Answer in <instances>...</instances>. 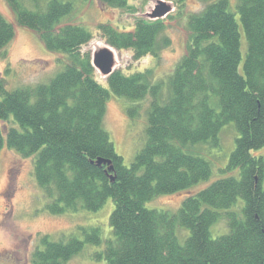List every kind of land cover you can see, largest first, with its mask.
Here are the masks:
<instances>
[{"label": "trees", "instance_id": "16d2710c", "mask_svg": "<svg viewBox=\"0 0 264 264\" xmlns=\"http://www.w3.org/2000/svg\"><path fill=\"white\" fill-rule=\"evenodd\" d=\"M4 1L19 26L63 57V68L47 83L10 91L0 83V149L33 157L48 211H96L111 198L112 238L96 254L106 264H264V154L254 155L264 147V0H237L235 13L228 0H202L203 10L187 17L186 52L168 76L163 101L161 82L149 68L129 75L115 69L106 87L97 81L91 54L82 50L92 39L90 31L64 20L74 12L71 0ZM99 1L127 5V0ZM164 28L162 19L147 18H138L130 30L98 26L107 44L131 50L136 60L158 57L168 44ZM14 34L13 23L0 12V50ZM110 94L129 101L151 98L146 141L129 165L103 127ZM134 113L129 107V116ZM228 123L238 136L223 169L227 174L185 196L175 212L147 208L159 195L210 178L209 161L192 150L218 146ZM222 218L227 232L212 237L211 226ZM179 227L188 230L183 243ZM82 232L85 239L43 236L30 264H65L85 242L101 243L97 228Z\"/></svg>", "mask_w": 264, "mask_h": 264}, {"label": "rangeland", "instance_id": "374dc122", "mask_svg": "<svg viewBox=\"0 0 264 264\" xmlns=\"http://www.w3.org/2000/svg\"><path fill=\"white\" fill-rule=\"evenodd\" d=\"M70 1V0H68ZM74 12L64 19L66 22L80 24L88 29L92 39L82 50L89 51L94 63L95 77L103 86H107L104 71L97 65L96 50L109 46L113 52L111 70L119 69L129 75L135 71L149 68L154 81L161 82V101L166 96L168 76L186 52L189 40L187 17L203 10L206 1L184 0L172 3V10L161 19L165 28L162 37L168 44L162 47L158 57L151 55L139 59L133 58L131 50H118L106 43L98 30L100 24H110L119 30H130L138 18H147L158 0H127L124 7H114L99 0H71ZM229 10L236 12L237 0H228ZM0 12L13 23L15 34L13 39L0 50V83L7 91L33 87L47 83L62 68L58 53L47 51L38 36L31 30L16 23L13 12L4 0H0ZM235 18L239 21V16ZM242 55L246 51V40L243 30L240 31ZM104 58V57H103ZM60 59V60H59ZM100 64V63H99ZM103 66V65H102ZM1 98V97H0ZM150 96L140 100L129 101L126 98L110 94L106 104L103 127L108 132L116 152L122 156L125 165H129L136 153L146 141L145 128L149 110ZM134 107V116H129L128 108ZM238 133L233 123L224 125L219 132V145H197L193 153L205 158L211 166V176L186 190L159 195L146 203L149 209L175 212L185 196L207 186L212 181L227 174L223 169L228 163L231 151L235 147ZM264 154V147L254 151V155ZM49 201L38 186L33 175V157H22L6 146L0 149V263L30 264L31 255L36 248H42L41 239L65 241L70 235L85 239L83 229L97 228L101 243L93 245L85 242L82 250L70 258L65 264H106L105 259L97 258L105 247L107 239L112 238L109 216L114 208L113 201L108 198L96 211L84 208L52 214L46 208ZM225 219L218 220L210 228L212 237L227 232ZM179 242L183 243L188 234L186 228L179 227L176 232Z\"/></svg>", "mask_w": 264, "mask_h": 264}, {"label": "water", "instance_id": "95a60500", "mask_svg": "<svg viewBox=\"0 0 264 264\" xmlns=\"http://www.w3.org/2000/svg\"><path fill=\"white\" fill-rule=\"evenodd\" d=\"M172 10V3L165 1V0H158L155 3L154 8L151 10L150 13H148V19L151 20H155V19H161L162 17H164L167 13H169ZM96 54H94V57H97V61H96V65L102 70L104 71V75H109L112 70H111V65H106L109 64L108 60L112 58L113 56V52L110 49V47L105 46L102 47L98 50L95 51ZM104 57V58H103ZM108 58V60L106 62H104V60ZM104 59V60H103ZM100 63V64H99ZM91 64L94 67V63L92 62V57H91ZM103 65V66H102ZM95 68V67H94ZM103 162H106L103 159H99L98 163L101 164Z\"/></svg>", "mask_w": 264, "mask_h": 264}]
</instances>
